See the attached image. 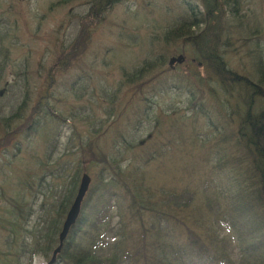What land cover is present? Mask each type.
<instances>
[{
	"label": "rangeland",
	"instance_id": "1",
	"mask_svg": "<svg viewBox=\"0 0 264 264\" xmlns=\"http://www.w3.org/2000/svg\"><path fill=\"white\" fill-rule=\"evenodd\" d=\"M90 1L61 4L62 0H0V40L6 39L4 48L0 43V264H48L52 255L38 254L32 259L30 248L19 261L22 234L15 230L16 244L8 243L12 217L22 201L26 203L25 215L34 207L30 232L46 212L54 215L59 211L66 202L64 196L71 200L76 178L83 173L92 178L91 191L101 188V158L108 161L110 174L116 179V155L120 157L125 168L123 178L133 192L130 185L137 181L135 169L148 159L145 149L127 150L121 144L133 134L138 135V141L145 139L147 148L160 147L159 156L145 165L147 183L155 196H160L162 189L194 194L207 189L215 197L219 196L217 191L209 187L227 190L228 199L219 200L220 209L230 220L229 208L235 214L236 205L244 207L246 220L241 218V222L247 221L252 232L240 235L236 230L233 234V259L239 263L241 258L255 257L253 263L264 262V229L252 217L262 210L245 195L252 188L239 175V166L245 173L253 160L224 167L223 162L233 153L238 161L241 152L235 151V139L227 143L234 149L229 147L224 155L218 147L226 144L222 118L227 117L238 128L245 118L243 113L249 105L244 99L245 89H236L231 76L218 79L215 69L202 65L186 39L173 44L164 42L166 28L182 12L185 0H122L98 21L89 15ZM241 13L250 21L255 15L261 32L255 36L232 28V46L224 48V59L233 73L256 81V59L252 56L258 53V42L264 49V0H242ZM8 47L12 51L10 61L2 56ZM179 56L186 61L172 68L170 60ZM158 59H165L166 64L154 68L142 82L127 81L125 71L130 75L144 62ZM253 104V113L264 106L257 98ZM48 105L58 116L50 114ZM200 107L204 111H199ZM198 156L201 164L195 171L191 165ZM113 190L122 202L108 194L107 211L115 215L111 220L112 227L116 225L114 233L123 220L127 225L126 239L135 237L124 243L131 256L130 250L140 248L136 243L140 241L141 227L131 219L129 211L120 213L123 219L119 220V208L125 207L124 201L128 200H124L125 188ZM99 191L93 202L98 200ZM32 192L42 193L35 203ZM157 200V196L153 197L151 203L161 205L163 197ZM208 202H198L196 207L207 209V204L212 205ZM163 203L173 244L183 245V224L192 210L178 213L168 199ZM197 214L204 226L205 219L212 215L210 208ZM211 220L209 230L218 224L217 217ZM145 221L151 225L152 217ZM88 231L91 237L82 242L84 247L93 241L104 244L112 240L107 223L99 232L91 228ZM218 244L221 253L224 243ZM30 245H35V240L31 239ZM107 252L103 246L97 248L98 254ZM215 256L217 251H212L208 257L213 261L208 258L207 264H217ZM196 261L197 257L190 254L185 264H197Z\"/></svg>",
	"mask_w": 264,
	"mask_h": 264
},
{
	"label": "trees",
	"instance_id": "2",
	"mask_svg": "<svg viewBox=\"0 0 264 264\" xmlns=\"http://www.w3.org/2000/svg\"><path fill=\"white\" fill-rule=\"evenodd\" d=\"M71 0H62L61 4H67ZM122 0H91L89 7L90 16L92 20H100L109 8L114 4H118ZM199 1V2H196ZM182 12H178L176 18L173 19L172 24L168 25L163 36L164 42L167 44L177 43L181 39H186V42L189 43L196 51L199 56V60L202 65L206 64L207 67H212L215 69V75L218 79L225 76H231L235 84L240 85L241 87L246 86L250 92L257 98L258 102L264 103V49L260 47L259 42L257 43L258 53L256 59L254 70L256 74V81H252L245 76H240L233 73L225 59H224V48L232 46L231 42V29L236 28L240 32L249 35L258 36L261 32V29L258 25V19L255 18L252 21L248 20L245 14L241 13L242 0H185L182 2ZM87 27H84L82 30H86ZM3 42V43H2ZM1 45H6V39L0 40ZM72 53H74L75 48H72ZM186 51H184L185 53ZM12 55L11 48L8 47L6 52L2 56L4 60L10 61ZM166 64L165 59H158L154 62H144L140 68H136L133 73L130 75L125 71L127 81L129 83L142 82L144 78L150 75L154 68L159 66H164ZM29 80V76H28ZM233 82V81H232ZM50 114L53 116H58V112L55 109L48 105ZM264 109V106H263ZM261 110L262 114L252 118L253 123L250 127L253 130V136L247 141V151H249L251 156H246L249 162V159L253 160L254 165L247 169V176H245V181H248L249 186L253 192V197L257 207L261 208L260 214H253L252 217L258 222V226H261L264 229V110ZM199 111H204L202 107L198 109ZM150 116L147 120L150 121ZM248 123H246V128ZM135 134L130 135L127 139L125 138L122 142L125 149L138 150L143 148V143H137ZM125 137V136H123ZM128 139L131 141L129 143ZM92 149L95 150L93 145ZM120 148V147H119ZM120 151L121 148L119 149ZM89 151V150H88ZM160 148L155 150L145 149V155L149 159H154L159 156ZM120 153V152H119ZM89 154V152H88ZM117 156V168L114 170V179L110 174L108 161L105 158H101L104 163L103 168L101 169V174L98 178L100 187H95L92 189L91 194L89 195L85 205L84 210L81 216L79 223L72 230L71 236L68 240L67 246L61 255L59 263L62 264H128L127 261L132 259V264H136L141 257L144 261V264H185L186 258L192 254L197 257V264H207L208 258L212 261L211 255L212 251H217V256L214 257L218 261L217 264H264V262L253 263V260H256L255 257L252 260L242 259L239 263L233 259L236 248L234 245L233 234L237 232L240 235H250L247 229V221L241 222V218L246 220L243 217L244 207L240 208L238 205L235 206V209L238 210L235 213V216L231 215L230 220L224 214L214 211L216 207L213 202L216 203V200L212 196H208V203H212L210 206L211 216L217 217L218 230L220 234L216 238L221 239L224 243V249L220 253L219 244L213 239H210L209 243L204 240L203 235L195 229H192L189 225L190 219L194 215H189L186 223L183 224V234L186 236V243L179 244L177 247L174 246L170 232L169 224L166 220V214L163 212L164 209V199H168V202L178 207L188 209L191 207V203L194 202V195L189 191H183L178 193L172 190H162L160 196L156 194L157 198L160 201L163 197L162 203L152 204V198H156L153 194L150 185L146 184L145 173L143 172L142 166L139 164L135 173L137 175V181L132 184L133 192L129 191L128 185L124 180L123 176L125 175V168L122 165V160L118 155ZM115 160V157H114ZM246 160V158L244 159ZM144 174V175H143ZM78 182V178H76ZM76 182V183H77ZM75 183V184H76ZM118 186H123L127 191L128 203L125 207L119 208V220L123 219L121 215L124 212L129 211L131 219H135L140 223L141 226V248L138 250L137 255L134 258H131L129 253L124 248V243L126 240V231L127 225L123 220L119 222V230L114 233L115 228L112 227V214L110 211H107L108 206V194L110 197H115L114 188ZM99 198L96 202H93L95 199V194L100 192ZM33 193V192H32ZM34 201L37 202L40 198V192L33 193ZM153 194V195H152ZM245 194V195H250ZM225 193H221L220 196H225ZM244 195V196H245ZM65 197V196H64ZM66 200L65 204L55 212L54 215L46 212L44 218H39L37 223L32 226V230L28 232V227L30 226L33 215L34 207L30 209L26 215L23 208L26 207L25 201L20 202L19 208H17L16 216H13L11 220V230L12 234L10 235V244H16V238L13 237L15 230H18L21 233L22 237L19 238V252L21 261L28 248H30L31 253L35 256L39 253L48 255L52 248L57 243L55 236L58 235L60 230L62 220L66 214L68 204L70 200ZM251 200V199H250ZM213 201V202H212ZM207 202V201H206ZM124 208V209H123ZM240 208V209H239ZM249 212H252L247 205L245 206ZM125 210V211H124ZM19 215L17 216V214ZM121 213V214H120ZM146 213H150L147 214ZM104 218L102 219V217ZM146 216L152 217V224L147 225L145 222ZM102 219V220H101ZM108 221V222H107ZM111 221V222H110ZM131 222V220H130ZM227 223L225 226L221 223ZM107 223V226L110 229V234L112 240L109 243L101 244L99 241H93L95 238H92V245L84 247L82 242L91 237L88 231V228H91L95 231H100L102 225ZM193 226V223L190 222ZM111 227V228H110ZM243 230L245 233H243ZM208 233V232H207ZM155 235L154 243H151V246L148 243L149 237ZM31 239L35 240V245H30ZM126 239V240H125ZM99 243V245H97ZM257 244V243H256ZM255 244V246H256ZM103 246L108 251L106 254H98L97 248ZM152 247V249L150 248ZM115 252H114V250ZM256 249V248H254ZM7 255V254H6ZM122 261V262H121ZM121 262V263H120Z\"/></svg>",
	"mask_w": 264,
	"mask_h": 264
},
{
	"label": "water",
	"instance_id": "3",
	"mask_svg": "<svg viewBox=\"0 0 264 264\" xmlns=\"http://www.w3.org/2000/svg\"><path fill=\"white\" fill-rule=\"evenodd\" d=\"M184 60H185L184 57L173 58L171 60L170 64L172 66L175 62L183 63ZM89 185H90V178L87 174H85L82 178V181H81L78 196H77V198H76V200H75V202H74V204H73V206H72L70 212L68 213L66 220L64 222L63 229H62V232L60 234V245L54 251L53 259H52V262L50 264H52L55 261L56 256L61 252L63 245H64V241H65L71 227L76 223L77 219L79 218L80 211H81V204H82L84 196H85V194L89 188Z\"/></svg>",
	"mask_w": 264,
	"mask_h": 264
}]
</instances>
